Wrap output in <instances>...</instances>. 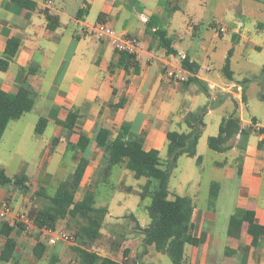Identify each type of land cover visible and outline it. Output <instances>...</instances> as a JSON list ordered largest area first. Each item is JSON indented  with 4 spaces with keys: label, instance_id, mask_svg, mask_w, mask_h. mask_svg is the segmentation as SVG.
I'll return each instance as SVG.
<instances>
[{
    "label": "crops",
    "instance_id": "0c3cea01",
    "mask_svg": "<svg viewBox=\"0 0 264 264\" xmlns=\"http://www.w3.org/2000/svg\"><path fill=\"white\" fill-rule=\"evenodd\" d=\"M30 1L35 4L34 10L20 7L11 0H0V57L9 39L16 38L19 41L8 70L0 72V89L10 96L14 95L16 88L26 79L36 94L31 112L37 110L47 124L44 132L39 135L35 133L36 124L29 126L23 123L24 115L20 119L11 120L0 145L9 134L10 139L14 137V148L7 151V158L0 159V169L10 178L23 172L28 166L25 152L30 137L39 139L49 128L51 135L34 170L29 175L27 171L25 173L29 191L24 193L12 186L0 187V202L9 201L14 212H23L35 218L48 203L44 196H53L55 193L53 191L49 194L50 184L55 182L58 174H62L63 178L66 176L62 182L67 181L83 155L87 166L75 195V200L79 201L83 196H78L81 190L85 187H88L85 191L89 190L92 180L108 162L104 147L94 143L96 133L102 128L113 139L120 128L127 125V139L139 141L146 152L158 150L165 165L166 135L170 131L188 132L184 118L189 113L199 114L204 110L200 116L203 127L196 155L208 123L213 124L209 137L217 136L220 123L230 115L239 118L242 127H248L241 113V100L245 104L247 102V83L246 80H240L233 71V54L229 58L233 79L228 80L222 73L224 63L219 71L215 70L207 50L201 45L194 46L193 38L190 42L183 38L181 15L190 0H87L89 11L81 19H76V12L84 7V0H51L53 10L50 12L42 8L46 0ZM199 2L201 7L202 0ZM179 4H182V8ZM227 11L232 15L226 28L232 29V41L239 46L244 40V46L250 44L256 48V42L244 36L242 26L243 20H255L257 32L264 34V0H233L225 13ZM45 12L57 18L58 25L54 30L47 28ZM100 14L102 17L99 19ZM141 17L148 20L155 18L154 22L165 30L166 38L171 41L173 54H167L151 35L157 27L147 32V22H143ZM98 23L107 24L118 35L138 39V73L132 69L126 72L123 67H119V54L109 41L106 38L98 39L93 32L87 31V28ZM208 26L216 29L215 23ZM191 28V36L194 37L197 26ZM181 55L198 64L196 77L202 81L201 87L187 80L178 82L169 77L172 71L185 75L181 72L185 71L181 67ZM29 69L33 70L32 74H28ZM207 83L220 87L228 83L239 84L242 87V99H236L237 94L234 96L217 89L210 90ZM204 87L206 92L203 91ZM230 100L238 103L234 111L230 107ZM120 103L122 106L114 108ZM218 110H223L226 116L217 114ZM70 111L78 115L72 131L54 121H64ZM253 124L256 129L264 128L255 119ZM254 132L257 139L255 142L250 141L249 135L241 158H222L213 162V166L221 168L223 173L213 204L209 203V189L202 192L194 188L181 196L192 201L190 234L198 241L196 246H184L182 264H264V239L260 238L256 246H251L252 239L247 233L246 223H243L237 239L227 236L228 220L236 209L253 211L256 222L264 226V133ZM79 134H84L90 141L84 154L74 149ZM239 140L238 135L231 142L232 149L219 154L238 152ZM70 151L71 156L65 158ZM115 167L119 171L125 169L123 165ZM153 181L150 182L145 199H151L156 190L157 184ZM186 183L189 184L188 181ZM123 187L126 188L125 192L133 191L132 187ZM35 195L42 196L41 200ZM42 201H45L44 206ZM107 208V217L110 218L113 213ZM129 215L140 223L138 216L133 213ZM67 221L60 220L56 231L66 226ZM149 221L145 219L144 224L138 225L145 228ZM3 223L13 229L11 237L15 240V248L11 258L0 260V264H79L77 255L72 253L74 244L66 246L38 230L25 233L12 217L0 219V225ZM140 236L131 252L126 249L131 242H125L124 251L127 253L122 260L134 264H165L164 255L155 252L152 246H145L142 234ZM4 243L5 239L0 236V256ZM36 247L37 251L42 250L41 258L34 256ZM122 260L118 262L122 264Z\"/></svg>",
    "mask_w": 264,
    "mask_h": 264
},
{
    "label": "trees",
    "instance_id": "16d2710c",
    "mask_svg": "<svg viewBox=\"0 0 264 264\" xmlns=\"http://www.w3.org/2000/svg\"><path fill=\"white\" fill-rule=\"evenodd\" d=\"M14 4L34 10L35 4L30 0H11ZM89 11V3L84 0V7L76 12V19H81ZM100 14L98 18L100 19ZM47 28L54 30L58 25L55 16L45 12ZM98 19V20H99ZM155 18H150L146 23V31L151 32L152 28H156L151 35L158 40L159 46L165 50L167 54H173L171 41L166 38V32L154 22ZM19 41L11 38L6 43L3 56L0 57V72H6L18 49ZM233 50L227 52L224 66L222 68L223 76L233 79V73L229 70V58L232 56ZM119 59L117 65L123 67L126 72L132 69L134 73H138L139 66L136 62V56L125 52L118 53ZM181 67L187 71L190 76L187 81L190 84L202 86L196 75L199 70L197 63L190 62L187 57L181 60ZM264 70V68H263ZM33 70H28V74H32ZM206 92V87L203 88ZM36 94L31 89L25 79L21 85L16 88L14 95H8L0 89V141L11 120L20 119L23 115L30 113L35 104ZM264 102V95L260 96ZM122 103L114 106L118 108ZM199 114L189 113L184 118V123L188 132L170 131L166 135V161L165 165L160 159L158 150L144 151L139 141L127 139L128 127L123 125L113 139H110L109 132L106 129H100L95 137L94 143L99 147H104L107 152L108 162L102 170V179L100 183L106 184L111 175V170L115 166H124L130 171L133 178L139 180L144 178L147 180L142 187L140 193L141 200H144L149 188L151 180L157 182L156 190L151 195L150 204L146 207L149 224L145 228L136 225V229L143 236V244L152 246L154 251L165 255L169 258L171 264H182L185 245L196 246L198 241L190 234L192 230V214L193 204L187 197L174 196L169 199L168 182L170 173L176 167L177 159L180 156L196 158L199 164L201 158L196 155V146L200 136L203 122ZM78 115L70 111L64 121L55 119V123L62 128L72 131ZM47 121L39 118L35 125V133L41 135L46 128ZM252 131L259 134L264 133L263 128L253 130L252 126L242 127L241 121L234 115L222 120L218 128V134L215 137H209L207 140L208 148L218 153H225L232 149L231 141L240 136L237 147L239 150L245 149V143ZM90 141L84 134H79L78 142L74 149L84 154ZM85 156H81L73 173L65 182L58 184L53 196H44L48 201L47 205L40 210L38 215L33 218L34 224L38 228L45 227L52 231H56V225L60 220L67 219L66 226H72L73 240L75 245L73 250L77 255L79 264H120L118 261L107 256H101L95 251L89 250L88 245L93 244L101 235L102 224L108 215L107 206H96V192L86 190L79 201L75 200V195L80 188V183L87 166ZM163 166H165L163 168ZM238 172L240 173L239 169ZM12 186L24 193L29 191L28 178L23 172L10 178L5 175L3 169H0V187ZM218 183L211 182L209 187L208 199L213 204L218 195ZM39 194V193H38ZM133 218V216H131ZM243 223L247 224V233L251 236V246H256L260 238L264 239V226L258 224L255 220L254 212L251 210L236 209L230 216L227 224V236L237 239ZM19 226H21L19 224ZM22 230L23 227L21 226ZM13 229L9 228L5 223L0 225V236L5 239V243L0 256L1 261H7L11 258L15 248V240L11 237ZM41 249V248H40ZM42 251V250H41ZM41 251L35 248L34 256L41 258ZM126 251L123 257H126ZM122 264H134L125 259Z\"/></svg>",
    "mask_w": 264,
    "mask_h": 264
},
{
    "label": "rangeland",
    "instance_id": "374dc122",
    "mask_svg": "<svg viewBox=\"0 0 264 264\" xmlns=\"http://www.w3.org/2000/svg\"><path fill=\"white\" fill-rule=\"evenodd\" d=\"M199 1L201 0H190L184 14L181 15L183 21L181 24L183 28V38L186 42H190L191 38H193L194 46L198 47L201 45V47H204L209 53L213 67L218 71L219 67L225 62L227 52L233 48V71L240 80H246L247 83L246 104L241 98L243 106L241 109L242 118L245 121V125L252 126L253 130H257L253 124V119L264 127V102L260 98L261 95H264V34L257 32V22L255 20L242 19L244 21L242 26L244 36L248 37L247 39L249 41L256 42L257 47L253 48L250 44L244 46V40L240 42L238 46L237 43L232 41L231 28L226 29V32L220 35L218 33V28L221 26L227 28V23L232 19V15L228 11L225 13V9H227V6L230 5L233 0H202L201 7L198 5L200 4ZM179 6L182 8V4H179ZM210 23L216 24L215 30L208 26ZM193 25L197 26L194 37L191 36V33H193L191 26ZM186 28L189 30L187 34H185L187 31ZM230 102V107L234 111L235 108L238 107V103L233 100H230ZM217 114L226 116L223 110H218ZM41 117L44 116L40 115L38 111L35 110L25 114L22 121L25 125H35ZM207 126L197 148V156L201 158V164H198L195 159L184 155L177 159L176 167L170 173L169 199L174 195L183 196L188 190L194 188L206 192L210 187V182L222 183V169L214 167L213 162L215 160H221L222 158H241L243 151L239 149L238 152H229L225 155H220L209 149L207 139L213 131V124L211 125L208 123ZM50 135L51 129L49 128L39 139L30 137L25 152V159L28 161V166L25 169L23 168L24 174L27 171V175H29L34 170L35 165L38 163L49 141ZM256 139L257 135L252 131L250 141L255 142ZM14 143V137L10 139L9 134L4 138L3 143L0 145V159L7 158L8 154L6 153L8 150L14 148ZM70 156L71 151L65 158H69ZM239 160L240 159H238V161ZM100 170L101 171H99L92 180L89 190L96 192V206H108L113 216L110 218L107 216L105 217L100 231V237L93 244L88 245L87 248L97 252L101 256H107L121 261L126 246L125 242H131L126 248L131 252L138 244L136 240L141 238V233L136 229V225L140 223L144 224L145 219L149 221L146 207L150 204L151 199L148 197L141 201L140 198V193L142 192L141 188L146 184V179L141 178L136 180L127 169L119 171L117 167H114L111 178L109 177L106 184H104L100 183L102 179V169ZM65 177L63 178L62 174L57 175L55 182L50 184L51 187L48 190L49 194L55 191L58 184L66 179ZM186 181H188L189 184H187ZM153 182L155 185L157 184L156 181ZM123 186L132 187L133 191L125 192L126 188ZM86 188L88 187L81 190L78 196H82ZM36 197L40 201L42 196L37 195ZM45 201H42L43 206L45 205ZM130 213L138 216L140 223L136 222L134 218H131L132 215H129ZM72 226H74V223H71L70 226L62 227V229H59V232L72 236ZM61 244L71 246V244L66 242H61ZM164 261L165 264H171L169 258L165 255ZM138 264L146 263L139 262Z\"/></svg>",
    "mask_w": 264,
    "mask_h": 264
},
{
    "label": "built area",
    "instance_id": "2783aa9c",
    "mask_svg": "<svg viewBox=\"0 0 264 264\" xmlns=\"http://www.w3.org/2000/svg\"><path fill=\"white\" fill-rule=\"evenodd\" d=\"M42 8L46 10L47 12L53 10V3L51 0H46L42 4ZM143 22H147L146 17H141ZM88 32H93L96 38L103 39L106 38L109 43L114 47L115 51L117 53L125 52L131 55L137 54L139 50V41L136 37L126 36V35H118L115 33V31L104 23H98L96 26L87 28ZM226 32V28L219 27L218 33L222 34ZM185 56L181 55V59H184ZM185 75L180 74V72H170L169 77L172 78L175 81L178 82H185L187 80V75L189 74L187 71H181ZM207 87L210 90H219L224 93H228L231 95L237 94L236 99L241 100L242 98V87L241 85L237 84H224L221 87L214 84V83H207ZM8 217H12L13 220L20 224L25 233H32L33 230H38L48 236H50L54 241H61L66 242L71 245H75L73 237L59 232V231H52L50 229H47L45 227L38 228L34 224V219L23 212H14L11 206V203L9 201H3L0 202V219H6Z\"/></svg>",
    "mask_w": 264,
    "mask_h": 264
}]
</instances>
